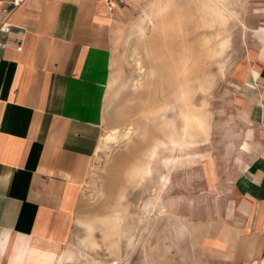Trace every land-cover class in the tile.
<instances>
[{
	"label": "rangeland",
	"instance_id": "374dc122",
	"mask_svg": "<svg viewBox=\"0 0 264 264\" xmlns=\"http://www.w3.org/2000/svg\"><path fill=\"white\" fill-rule=\"evenodd\" d=\"M120 7L69 232L11 244L0 264H209L200 242L237 220L236 181L261 132L258 85L244 73L264 56V0Z\"/></svg>",
	"mask_w": 264,
	"mask_h": 264
},
{
	"label": "crops",
	"instance_id": "0c3cea01",
	"mask_svg": "<svg viewBox=\"0 0 264 264\" xmlns=\"http://www.w3.org/2000/svg\"><path fill=\"white\" fill-rule=\"evenodd\" d=\"M10 1L0 0V23L10 27L0 31V261L11 244H59L69 232L101 135L123 10L97 0ZM262 55L244 73L258 85V149L236 181L237 220L200 242L209 264H264Z\"/></svg>",
	"mask_w": 264,
	"mask_h": 264
},
{
	"label": "built area",
	"instance_id": "2783aa9c",
	"mask_svg": "<svg viewBox=\"0 0 264 264\" xmlns=\"http://www.w3.org/2000/svg\"><path fill=\"white\" fill-rule=\"evenodd\" d=\"M25 0H11L10 4L13 8L18 7L21 3H23ZM100 1L104 4L106 10L110 13H113L114 10L118 7V6H127L129 4H131L133 1L135 0H97ZM10 30L9 25L6 23V21H3L2 23H0V31L8 33ZM6 44L5 42L0 40V49L5 48Z\"/></svg>",
	"mask_w": 264,
	"mask_h": 264
},
{
	"label": "bare ground",
	"instance_id": "6f19581e",
	"mask_svg": "<svg viewBox=\"0 0 264 264\" xmlns=\"http://www.w3.org/2000/svg\"><path fill=\"white\" fill-rule=\"evenodd\" d=\"M185 127H186V125H185Z\"/></svg>",
	"mask_w": 264,
	"mask_h": 264
}]
</instances>
